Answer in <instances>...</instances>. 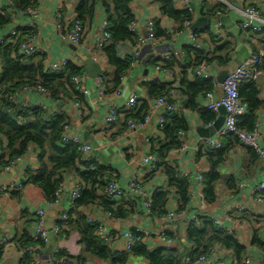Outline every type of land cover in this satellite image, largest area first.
I'll use <instances>...</instances> for the list:
<instances>
[{
    "label": "crops",
    "instance_id": "1",
    "mask_svg": "<svg viewBox=\"0 0 264 264\" xmlns=\"http://www.w3.org/2000/svg\"><path fill=\"white\" fill-rule=\"evenodd\" d=\"M81 1L82 0H38L36 8L39 12V44L42 53L47 58V64L67 59L79 68L85 67L86 74L83 83L93 94L83 105L85 106L86 112L93 116L95 121L90 124H81L72 104L57 106L54 101L42 98V96H33L30 100L33 104L45 105L52 110L62 109V113L68 118V122L74 127L75 132L80 134L87 144L97 149L96 156L100 160L99 164L110 169V179L112 181H117L118 184L125 189L133 175L139 171V164L150 154V148L146 140L154 134L159 122V116L153 118V123L150 127L128 138H120L125 128L124 114H121L120 122L117 125L111 128H104L102 126L105 107L98 102L94 95L96 93V79L93 80L89 78L83 58H94V44L101 34L104 21L107 20L104 8L100 5L94 19L90 21V23L87 22L84 39L82 44L78 47L63 42L55 27V13L58 7H62L64 18L70 19L75 16ZM223 1L230 3L228 8H225L220 0H205L207 10H201L200 7L196 6V13L193 14L194 20L191 29L199 34L204 44L211 45L216 43V37L214 35L216 25L220 24L224 28L225 37L221 45L225 43L231 44L234 52L232 62L226 66L215 64L214 71L211 75L214 81L217 82H223L238 66L237 61L241 59L236 55V51L241 45H247L253 52L252 54L264 51V33L262 35L244 34L245 37L243 34L241 35L242 32L240 31L239 24L242 21L241 10L245 8L246 0ZM258 1V5L264 10V0ZM221 6H224L225 13L220 20H216L215 13L210 17L208 16V11L210 9L212 10ZM7 7L8 5L6 2L0 0V12ZM177 8L179 9L178 6ZM131 9L140 27H144L146 21L151 19L155 21L156 27L158 25V27L166 33L165 37L159 38V45L165 51L186 49L190 44L191 41H189L187 31L180 36H176L178 25L172 19L162 15L156 1L133 0ZM224 17H229L230 19L226 24L221 22V19ZM203 19L217 22L215 25L206 23L201 24L200 27L194 28V25ZM30 20V17L18 14L15 16L13 25L14 27L17 25H25L29 23ZM0 33L5 34L7 30H0ZM132 51L133 45L129 42H123L117 46V53L121 59L130 56ZM190 61H195L193 52H188L182 62L173 61L170 63L172 67L169 71L174 75V81H172L173 79L170 77L154 71L153 65L142 67L140 63L136 64L132 71L124 77L123 83L127 87L128 94H137L139 96V102L135 113H139L141 108L144 106L148 107L149 102L156 100L149 96L148 90L145 87L146 83L153 84L159 82L160 84L166 85L172 84L171 89L176 90V95L169 101L177 108L178 111L176 113L183 115L188 124V131L184 136V141L192 149L183 154H177L171 151L163 167H161L156 174L151 176L146 174L143 175L142 179L144 185L151 195V198L157 192L169 193V200L165 209L166 212L180 210L181 205L178 191L176 188L170 186L169 179L166 175V169H177L179 173L190 175L192 181L190 190L192 199L191 206L186 210V218L184 221L171 225L168 230L169 237H172L176 241L175 250L183 259L193 253L191 248L192 244L188 239V231L191 224L189 221H191L192 218H196L197 220L200 216H204L211 219L214 224L215 220L221 221L224 228L227 229V233L232 235L238 243L245 248L244 259L249 257L253 260V264H264V201L263 203H257L251 196L253 189L264 181V159L259 157V160L256 161L253 154L249 151V148L244 145L239 144L231 146L226 161L218 169L222 181L217 184V199L214 203H208L205 200L206 207L204 209L202 208L200 195L201 193L204 195L206 187H204L203 192H201L196 177L198 171H201L204 176L210 173L212 166L208 159L203 157L200 158L199 152L197 153L195 149L203 140L215 137L223 128L225 120L221 129L215 132L211 137L203 138L199 133L200 129L210 130L221 118V114H215L216 117L214 121L208 124L201 118L198 111L189 109V94L180 89V75L188 70V79L194 83L195 78L191 74L193 69L190 71ZM96 63L101 68V74L104 72L112 74L108 59L103 52L98 55ZM261 70L262 75L256 84L260 91V99L264 103V59L262 61ZM1 74L2 68L0 66V76ZM219 94L218 92L217 95ZM199 106L200 109L207 110L204 98L200 99ZM257 117L263 135L262 143L264 149V109H261L257 113ZM162 141H165V138ZM156 146L159 147L157 143H154V147ZM7 148V140L0 136L1 155L5 154L4 152ZM30 169L34 171L40 169L38 152L34 147L30 149L29 154L26 155L25 161L18 169L11 173L0 172V182H8L21 179L20 177H26ZM78 180L77 174L73 171L64 174V184L67 188L61 195L60 203L53 207H50L48 203L44 201L41 197L43 193L35 186L28 185L22 192L12 193L11 195L0 194V243L3 240L8 241L6 245H0V264H24V256L21 252L23 250L21 248V240L27 234L33 233L38 211L40 209L46 211L45 227L47 230H52L66 210L69 209V191ZM230 181H232L231 184ZM101 196L103 197L102 194ZM112 202L116 203L115 205L124 206L125 210L132 211V214H129L123 219L114 218L108 220L105 216L107 211L103 210V208L97 204H92L80 208L76 215L81 214L86 217L88 215L101 218L112 228L115 235L125 230L133 232L140 230L151 231L154 236L144 239L143 245L150 251L162 249L156 238V234L158 235L160 232L159 229L163 216L160 217L153 213H151V215L147 214L141 200L132 196H126L121 200H114ZM80 240V235L72 230L67 239H61L51 235V242L37 252V264H77V258L83 254ZM110 247L116 252H125L123 244H118L116 242L110 245ZM58 248L62 249L69 257L66 256L67 258L63 257L57 259V257L54 256V252ZM212 251H214L215 256L213 258L218 261V264H237L235 254L231 250L220 245H215ZM90 262V264H107L95 259H92ZM127 264L150 263L144 257L129 254Z\"/></svg>",
    "mask_w": 264,
    "mask_h": 264
},
{
    "label": "trees",
    "instance_id": "2",
    "mask_svg": "<svg viewBox=\"0 0 264 264\" xmlns=\"http://www.w3.org/2000/svg\"><path fill=\"white\" fill-rule=\"evenodd\" d=\"M132 1L82 0L76 10V18L85 26L87 22L90 23L94 19L100 5L107 15L112 35V45L104 49L103 53L108 59L112 74L104 72L101 77L105 80L106 94L108 95H113L122 86L123 77L133 69L134 61L132 58L121 59L117 53V46L120 43L129 42L135 46L138 41V36L129 30V26L136 21L131 9ZM155 1L158 3L162 15L176 22L178 25L177 31L182 30L185 23H193L194 15L188 11L178 9L176 0ZM37 4L38 0H15L13 8L7 7L0 12V30L6 31V29H9L13 25L17 13L35 8ZM218 11L224 12L225 9L222 6L210 9L208 16L210 17ZM156 32L158 38L166 36V33L158 25ZM26 34L27 32L22 31L15 44H6L0 47V66L2 68L0 76V136L4 137L8 143L5 154L0 156V168L9 165L16 157L28 155L30 149L34 147L38 152L40 169L27 173V184L40 189L48 203H55L56 193L64 181V174L73 171L84 187L81 199L76 202L77 208L97 204L103 210L111 212L115 219L127 217L132 214V211H127L124 206L115 205L116 203L101 196V191L112 181L109 177L110 169L91 159H86L79 152L76 145L62 141L63 129L67 124H70L65 115L50 117L43 109L28 110L10 103L8 95L21 91L25 85L42 86L51 92L52 100L61 105L70 102L84 103L86 101L80 88L74 83L75 78H85V67L79 68L74 64H70L63 72L51 74L46 67L47 58L45 55H36L32 58L21 55L19 45ZM233 52L232 45L228 43L218 46L212 57L196 52L194 55L195 61H190V71L205 63L226 66L232 62ZM170 63L166 67L168 70L172 67ZM187 72L184 71L180 75V89L189 94V109L198 111L201 118L209 124L214 121L216 116L210 111L200 109L199 101L213 91V81L195 78L194 83H192L188 79ZM145 87L152 99L169 96L172 90V84L166 85L159 82L146 83ZM239 91L241 99L249 105V112L240 118L238 128L241 131L250 133L258 123L257 113L264 109V103L260 99V91L256 83L243 85ZM135 110L132 113L124 114L125 123L129 119L145 118L148 107L144 106L139 113H135ZM187 131L188 124L184 116L174 113L169 117L165 126V141L157 143L159 147H157L155 153L162 160H166L171 151L180 149L179 133H186ZM226 140L224 148L220 151L203 149L204 151L199 152V157L208 159L212 166L211 172L204 176L206 187L204 196L208 203H214L217 199V184L222 181L218 169L226 161L230 147L241 144L233 136ZM249 151L256 161L259 160V156L254 150L249 148ZM166 175L170 186L178 191L180 210L186 211L191 206L192 201L191 183L182 178L177 169L167 168ZM231 183L232 181H230ZM168 200V192L155 193L152 197V213L160 217L165 216L168 213L165 211ZM64 226L65 229L62 234L66 237L70 235L71 230L76 231L81 237L80 244L83 248V254L77 258V264H90L92 259L107 264H127L129 254L144 257L150 264H184L183 257L178 255L179 253L176 250L158 249L150 251L143 244H138L130 253L116 252L97 238V227L89 223L87 218L81 214L72 217ZM188 239L192 245H195V251L191 255L193 260L201 256L211 255L214 246L220 245L235 254L237 264L243 263L245 248L232 235L218 229L208 217L200 216L190 224ZM21 245L22 249L33 245H38L41 248L46 246L41 241L35 242L31 234H27L22 238ZM57 256L58 258H67L68 255L62 251ZM31 263V258L25 255L24 264Z\"/></svg>",
    "mask_w": 264,
    "mask_h": 264
},
{
    "label": "built area",
    "instance_id": "3",
    "mask_svg": "<svg viewBox=\"0 0 264 264\" xmlns=\"http://www.w3.org/2000/svg\"><path fill=\"white\" fill-rule=\"evenodd\" d=\"M8 7L13 8L15 6V0H4ZM154 2L155 0H150ZM178 2V7L182 11H188L192 14L196 13V6L200 7L201 10H207L205 0H176ZM221 4L228 8L230 3L220 0ZM258 0H246V6L241 10L242 21L239 24L241 35H262L264 33V10L260 8ZM223 6V7H224ZM22 15L25 17H30L31 20L25 25H17L16 27L11 26L7 30V33H0V47L6 44H15L16 40L21 36L22 31L27 32L23 36L21 43L19 45V50L22 56L26 58H32L36 55H44L39 44L40 32L38 27V17L39 12L37 8H29L26 11L19 12L16 15ZM224 12L218 11L215 13L216 20H220ZM55 27L59 32V35L63 42L72 45L80 46L84 39L86 33V26L76 18L66 19L64 18L62 7H58L55 13ZM156 23L154 20L146 21L144 27H140L139 22L136 20L129 26V30L138 36V41L135 46H133V51L130 56L134 61L133 68L136 64H141L142 67H148L153 65V70L162 73L174 81V75L166 68L168 63L172 61L182 62L186 57L188 52L203 53L208 57H212L215 49L223 43V38L225 37L224 28L218 24L216 25V31L214 33L216 37V43L211 45H206L200 39L199 34H197L192 29V23L187 22L184 24L182 30H178L176 36L182 35L187 31L190 44L182 50H171L165 51L159 45V38L156 32ZM102 31L98 39L96 40L93 47L92 58L95 62L98 60V55L103 52L104 49L112 45V35L110 33V23L105 20L102 25ZM245 37V35H244ZM264 59V51H260L257 54H252L250 58L238 65L230 75L223 81H214L211 73L214 71L215 65L202 64L199 67L193 69L192 75L194 78H200L207 81H213L214 89L209 92L205 97L206 108L214 114H219L222 108L226 111L225 124L223 128L217 133V135L210 139L203 140L195 149L198 153L208 149L210 151H220L224 148V141L229 137H235L242 145L254 150L258 156L264 159V149H263V135L260 129L259 123L256 124L255 129L248 133L241 131L238 128L240 118L244 117L249 112V105L245 103L240 97V87L243 85H250L256 83L261 75V65ZM71 61L63 59L54 63L47 64V70L51 74H59L63 72L68 66H70ZM124 80V77H123ZM122 80V86L113 94H106L105 80L101 75L95 80L96 99L100 102L104 108L103 117V127L111 128L120 122L121 114L132 113L139 102V96L137 94H128L127 87L124 85ZM84 79L75 78L74 83L81 90V93L85 96V100L90 99L91 91L83 83ZM220 93L217 95V93ZM176 90L172 89L169 96L160 97L154 101L149 102L148 112L143 119H129L125 123L126 126L120 138H128L139 131L145 130L150 127L153 123V118L159 116V122L155 129V132L146 141L150 148V154L146 157L141 164H139V171L133 175L130 179L127 188H123L118 184L117 181L109 182L101 194L103 197L110 201H118L126 196H132L141 200L145 212L149 215L152 213V198L147 191L144 182L143 175H154L163 166L166 160H162L160 156L155 153L157 151V146L154 147V143H158L164 140V130L169 117H171L178 110L170 103V99L175 97ZM33 96H42V98L52 100V94L49 90L43 88L40 85H25L21 91L8 95L9 101L12 105H19L23 109L34 110L40 108L45 110L50 117L62 116L64 115L61 110L50 109L45 105L33 104L30 100ZM53 101V100H52ZM72 104L76 116L81 122V124H90L95 121V118L86 112L85 106L80 102H70ZM57 106H62L56 102ZM185 132H180L179 142L180 149L173 151L177 154H183L186 151L191 150L190 146L185 143L184 136ZM62 141L64 143L74 144L78 147L79 152L86 158L100 163V160L96 156L97 149L87 144L82 136L75 132L74 127L71 124H67L63 129ZM204 149V150H203ZM1 156V150H0ZM26 156L14 158L9 165L0 168V172L11 173L18 169L25 161ZM33 169L28 170V172H33ZM181 177L188 180L190 183L191 177L189 174L180 173ZM21 179L0 182V194L1 195H11L12 193L22 192L28 186V177H20ZM197 180L203 192L205 187L204 174L201 171L197 173ZM33 186V185H29ZM37 188V187H36ZM66 185L63 183L60 185L56 196L57 199L54 204L48 203L44 195L41 197L48 203L50 207L58 205L61 200V195L66 189ZM42 192L40 189H38ZM70 202L69 209L66 210L64 215L59 219L58 223L54 226L52 230H47L45 227L46 211L40 209L37 213V220L34 226V231L31 234L35 242H43L45 245L51 242V235L61 239H67L65 235L62 234L65 229V224L72 218L75 217L76 213L80 210L77 208L76 202L81 199L82 193L84 192V187L81 181L78 180L76 184L70 189ZM252 198L257 203H263L264 201V181H262L257 187H255L251 193ZM201 205L204 209L206 207L205 197L203 193L200 195ZM105 216L108 220L114 219L111 212H106ZM86 217V216H85ZM87 220L89 223L94 224L97 227L96 235L97 238L110 246L114 243L123 244L124 251L130 253L138 244H143L144 239L153 237L151 231L140 230L134 233L130 230L122 231L120 234L115 235L112 228L101 218L91 217L87 215ZM186 218V211L172 210L162 217L160 232L156 238L161 245L162 249L167 251L175 250L176 241L169 237L168 230L170 226L178 222L184 221ZM229 219V218H228ZM196 218H192L189 223H192ZM216 226L225 232H228L224 228V225L219 220H215ZM140 235H138V234ZM8 243L7 240H3L0 245L4 246ZM192 251H195V245L191 246ZM41 249L38 245L29 246L23 249L22 255H28L32 263L37 264V252ZM62 252V249L58 248L54 252V256L58 258V254ZM214 251L209 256H201L195 260L191 258V255L184 259L185 264H218L215 260ZM58 261V260H57ZM242 264H253V260L249 257L243 260Z\"/></svg>",
    "mask_w": 264,
    "mask_h": 264
},
{
    "label": "water",
    "instance_id": "4",
    "mask_svg": "<svg viewBox=\"0 0 264 264\" xmlns=\"http://www.w3.org/2000/svg\"><path fill=\"white\" fill-rule=\"evenodd\" d=\"M230 20L229 17H224L221 19V22L226 24V22ZM217 22V21H216ZM216 22H212V21H208V20H201L198 23H196L194 25V28L200 27L201 24H206V23H210L211 25H215ZM252 51L251 49L247 46V45H241L237 51H236V55L241 59L239 61H237L238 65H241L242 63L246 62L250 56L252 55ZM84 64L87 67L88 70V76L90 79H97L100 75H101V68L100 66L93 61L90 58H83ZM220 114H221V118L217 121V123L210 129V130H205V129H200L199 133L201 134V136L203 138H209L211 137L213 134H215V132L219 131L221 129V126L225 120V116H226V111L224 108H222L220 110Z\"/></svg>",
    "mask_w": 264,
    "mask_h": 264
}]
</instances>
